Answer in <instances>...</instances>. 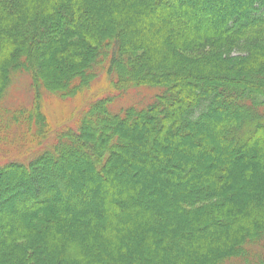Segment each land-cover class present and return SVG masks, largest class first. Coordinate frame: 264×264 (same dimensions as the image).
Returning <instances> with one entry per match:
<instances>
[{
    "label": "trees",
    "instance_id": "trees-1",
    "mask_svg": "<svg viewBox=\"0 0 264 264\" xmlns=\"http://www.w3.org/2000/svg\"><path fill=\"white\" fill-rule=\"evenodd\" d=\"M22 72L155 94L0 165V264H264V0H0V125Z\"/></svg>",
    "mask_w": 264,
    "mask_h": 264
},
{
    "label": "rangeland",
    "instance_id": "rangeland-1",
    "mask_svg": "<svg viewBox=\"0 0 264 264\" xmlns=\"http://www.w3.org/2000/svg\"><path fill=\"white\" fill-rule=\"evenodd\" d=\"M32 83L30 74L22 72L14 77L7 96L3 99L2 107L23 108L26 109V112L24 117L22 116V123L20 120L14 122L8 115V118L5 117L3 121L9 125H0V165L10 160H27L40 149L52 144L59 134L75 130L82 111L89 103L98 98H111L112 106L117 111L134 102L146 104L152 100L155 94V91L147 86L130 87L123 90L116 88L113 77L106 72L100 73L88 89L68 98H63L44 89L41 92L35 91ZM1 118L0 114V123ZM128 135V139H130V132ZM88 149L90 148L88 147ZM92 157L90 155L91 159ZM113 162L111 160L108 163ZM69 165L71 162L66 163L65 167H69ZM116 165L120 169L124 167L122 162H118ZM76 167L78 176L84 172V169L89 170L84 164ZM106 168L107 165H103V171L106 172ZM125 177L128 178L126 175ZM93 195L95 194L89 193L90 198ZM94 204L97 208L102 207L101 204L93 202V204L83 203L81 208L88 210L89 206ZM78 218L79 222L86 223L88 221L81 217ZM254 248L253 251L256 253L262 250L257 246Z\"/></svg>",
    "mask_w": 264,
    "mask_h": 264
}]
</instances>
